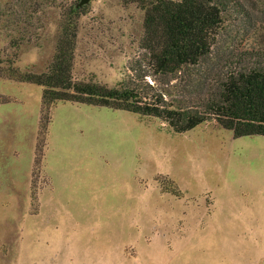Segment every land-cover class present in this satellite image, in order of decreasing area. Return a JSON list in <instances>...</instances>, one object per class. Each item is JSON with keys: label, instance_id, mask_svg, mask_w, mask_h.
Wrapping results in <instances>:
<instances>
[{"label": "rangeland", "instance_id": "1", "mask_svg": "<svg viewBox=\"0 0 264 264\" xmlns=\"http://www.w3.org/2000/svg\"><path fill=\"white\" fill-rule=\"evenodd\" d=\"M79 3L0 0V264H263L262 135L60 101L36 167L42 87L6 77L46 70L61 25L73 80L160 86L139 0ZM225 17L211 73L264 65V6Z\"/></svg>", "mask_w": 264, "mask_h": 264}, {"label": "trees", "instance_id": "2", "mask_svg": "<svg viewBox=\"0 0 264 264\" xmlns=\"http://www.w3.org/2000/svg\"><path fill=\"white\" fill-rule=\"evenodd\" d=\"M139 2L144 10L143 47L160 86L153 87L144 79L148 72L140 76V82L134 76L112 87L73 80L75 39L68 24L61 25L55 52L46 70L17 71L6 77L42 87L37 168L43 158L51 109L59 101L157 117L175 132H185L215 120L231 130L234 137L264 136V65L243 66L224 73H211L208 67L225 16L230 11L237 12V18L248 22L255 10L264 6V0ZM178 73L187 77L184 82L170 83ZM1 75L0 69V78Z\"/></svg>", "mask_w": 264, "mask_h": 264}, {"label": "crops", "instance_id": "3", "mask_svg": "<svg viewBox=\"0 0 264 264\" xmlns=\"http://www.w3.org/2000/svg\"><path fill=\"white\" fill-rule=\"evenodd\" d=\"M60 102V101H59ZM59 102H56L53 106H52V109H51V120H50V123H49V128H50V126H51V123H52V121H53V113H54V111H55V108H56V106H57V104L59 103ZM44 167H45V160H44ZM44 174L47 176V179L49 178H51V176H50V174L46 171V169L44 168Z\"/></svg>", "mask_w": 264, "mask_h": 264}, {"label": "water", "instance_id": "4", "mask_svg": "<svg viewBox=\"0 0 264 264\" xmlns=\"http://www.w3.org/2000/svg\"><path fill=\"white\" fill-rule=\"evenodd\" d=\"M87 0H80V3L79 4H83L85 3ZM264 264V263H263Z\"/></svg>", "mask_w": 264, "mask_h": 264}]
</instances>
